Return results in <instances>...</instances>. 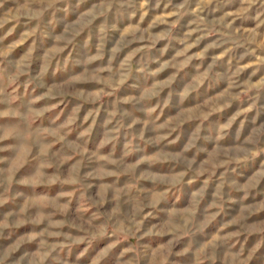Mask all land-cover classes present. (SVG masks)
<instances>
[{
  "label": "rangeland",
  "instance_id": "374dc122",
  "mask_svg": "<svg viewBox=\"0 0 264 264\" xmlns=\"http://www.w3.org/2000/svg\"><path fill=\"white\" fill-rule=\"evenodd\" d=\"M0 264H264V0H0Z\"/></svg>",
  "mask_w": 264,
  "mask_h": 264
}]
</instances>
